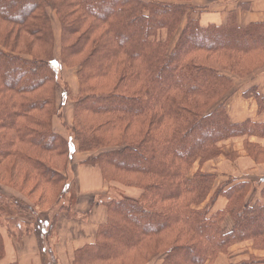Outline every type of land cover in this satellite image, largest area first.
Masks as SVG:
<instances>
[{"label":"trees","instance_id":"trees-1","mask_svg":"<svg viewBox=\"0 0 264 264\" xmlns=\"http://www.w3.org/2000/svg\"><path fill=\"white\" fill-rule=\"evenodd\" d=\"M193 1L0 0V166L19 171L0 187L25 198L2 190L0 215L8 217L0 222L17 241L33 233L43 264H58L51 239L59 216L72 213L66 173L77 149L91 154L84 164L99 167L104 180L141 195L103 202L107 221L74 264H148L159 256L162 264H210L239 242L264 246V207L244 205L245 184L218 190L212 200L226 197L228 209L210 217L197 207L214 176L187 178L196 162L220 156L221 142L264 137V124H233L224 102L232 77L264 69V24L241 27L232 12L225 25L202 26ZM50 11L60 27L59 60L77 68V95L60 80ZM59 89L74 105L71 139L54 127L64 119ZM244 96L264 110L256 88ZM246 150L264 162V150L249 143ZM5 255L0 232V264Z\"/></svg>","mask_w":264,"mask_h":264},{"label":"crops","instance_id":"crops-1","mask_svg":"<svg viewBox=\"0 0 264 264\" xmlns=\"http://www.w3.org/2000/svg\"><path fill=\"white\" fill-rule=\"evenodd\" d=\"M194 5L201 7L198 18L202 26L225 25L232 12L236 14L237 23L241 27L264 24V0H196ZM185 23L186 21L182 23L179 33L174 39L173 48ZM163 37H166L165 33ZM232 79L233 87L224 101L230 121L233 124H243L247 121L264 124V110L260 111L255 98L244 96V93L256 88L259 95L264 98V69L244 78L234 76ZM76 83V92L79 93L78 79ZM73 106L71 101V107L74 108ZM70 114L73 125V110ZM67 123L69 125V121ZM62 124L64 125L66 122ZM61 132L60 129L58 134L67 138ZM247 143L264 150V137L231 138L219 144L221 150L219 157L205 162H196L192 166L187 176L190 180L198 174L214 176L209 197L197 209H209L210 217L218 212L226 211L229 200L224 196H219L213 201L215 193L221 189L227 191L240 184H245L248 187L244 205L262 207L263 209L264 162H258L248 154ZM90 156L91 154L79 152L77 149L72 155L71 164L66 173L70 180V188L67 190L64 202L71 208L72 213L66 211L59 216L54 236L51 239L58 264H74L76 252L95 243L97 231L107 221L108 216V210L103 202L111 200L115 193L136 199L141 195L139 189L124 187L104 180L99 167L84 164V161ZM7 189L11 191L8 195L25 199L19 192ZM233 228L232 217L226 215L222 229L229 233ZM0 232L6 251L2 264H43L39 241L33 233L25 235L20 241H17L8 235L6 229L5 231L0 229ZM163 257H156L148 264H162ZM263 259L264 246H256L253 240H248L233 245L228 253L220 254L210 264H264L261 262Z\"/></svg>","mask_w":264,"mask_h":264},{"label":"rangeland","instance_id":"rangeland-1","mask_svg":"<svg viewBox=\"0 0 264 264\" xmlns=\"http://www.w3.org/2000/svg\"><path fill=\"white\" fill-rule=\"evenodd\" d=\"M196 0L193 1V4ZM195 6V5H194ZM197 7V6H195ZM201 8V7H198ZM199 13V12H197ZM196 13V14H197ZM50 14L52 16V22H53V27H54V31H55V35H56V60H57V65L60 68V80L62 81V84H67L71 87V90L73 92L74 95L78 94L76 92V88H77V68L74 69H69L66 68L64 65L61 64L60 60H59V55H60V27H59V23L57 21V18L55 17L54 13L52 11H50ZM173 44L174 41L172 42L171 46L173 48ZM63 91L61 89H59L57 91V108L58 110L63 114V121L60 120L59 117L55 118V131H60V129L62 130L61 134H63L65 137H67V139H71L73 138V133H72V128L73 125L71 124V117H70V112L71 110H73V108L71 107V99L70 98H65L63 96ZM69 121V125L68 122ZM66 122V125H63L62 123ZM60 128V129H59ZM71 141V140H70ZM71 144H75V142H71ZM10 171H12L13 173H15V175H17L18 169L17 168H12V166H9V164H5L0 166V181H4L6 182L8 180V178L11 176L9 173ZM18 176V175H17ZM2 188V189H1ZM0 193H2V190L4 192H6V194H9L11 191L8 190L6 187H0ZM3 194V193H2ZM121 197H123L122 195L115 193L114 195H112V199H120ZM66 201V199H65ZM4 204L7 206H10V208H12L13 206L9 205L8 202L4 201ZM63 204V203H62ZM46 207V206H45ZM14 208V207H13ZM47 209V208H44ZM10 213H11V217H14V209H10ZM2 218V222L4 220L5 217H8L7 215H0ZM6 219V218H5ZM0 229L3 231H5V227L3 226V224L0 222ZM5 225V224H4ZM11 228H14V226H11Z\"/></svg>","mask_w":264,"mask_h":264}]
</instances>
